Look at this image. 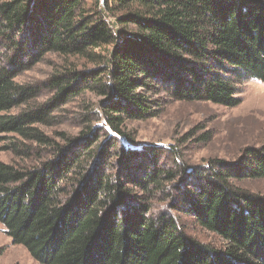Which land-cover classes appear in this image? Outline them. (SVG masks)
I'll use <instances>...</instances> for the list:
<instances>
[{"label": "trees", "instance_id": "obj_1", "mask_svg": "<svg viewBox=\"0 0 264 264\" xmlns=\"http://www.w3.org/2000/svg\"><path fill=\"white\" fill-rule=\"evenodd\" d=\"M47 54L60 63L46 79L17 80ZM250 78L264 81V0H0V136L24 143L16 156H36L0 161L5 233L34 264H264V195L235 183L264 178V144L191 166L202 169L197 184L176 196L222 249L151 213L187 170L131 164L126 153L127 122L157 117L167 98L236 106ZM73 102L79 135L57 140L43 128ZM106 141L126 160L115 171Z\"/></svg>", "mask_w": 264, "mask_h": 264}, {"label": "rangeland", "instance_id": "obj_2", "mask_svg": "<svg viewBox=\"0 0 264 264\" xmlns=\"http://www.w3.org/2000/svg\"><path fill=\"white\" fill-rule=\"evenodd\" d=\"M59 63L58 56L47 54L32 68L21 72L17 80L39 84ZM237 95L241 100L233 107L203 100L177 101L167 98L163 111L157 117L129 121L125 124V131L132 137V141L128 143L131 149L126 150V153L130 152L133 155L131 164L147 167L157 164L161 168L183 169V172L187 170L181 180L168 183L163 192L156 194L151 201V213L173 214L190 237L217 249H222V239L214 232L201 227L176 196L180 195L179 189L195 188L197 184L195 176L200 174L202 169L189 172L191 166L202 167L212 159L233 162L246 147L264 144V81L256 78L243 81ZM86 98L92 102L97 99L90 93ZM77 104L79 102H73L60 109L57 117L61 123L57 122L43 129L57 140L60 139L58 134L60 131L79 135L82 126L78 124L81 113ZM100 133L97 130L95 137L102 135ZM20 141L19 137L12 133L0 136V161L17 162L22 166L32 165L36 157L34 154L29 157L16 156L12 151L14 144L23 147L24 143ZM103 146L106 150L104 157L109 161L108 170L115 171L121 168L126 160L120 157V151L114 152L117 146H112L109 141L103 142ZM36 149L41 150L38 147L34 150ZM121 159L123 162H120ZM235 183L253 193L264 195V178H242ZM173 207L175 209H172ZM34 263L28 251L22 245L14 243L0 224V264Z\"/></svg>", "mask_w": 264, "mask_h": 264}]
</instances>
